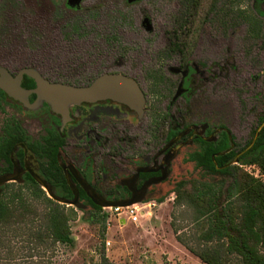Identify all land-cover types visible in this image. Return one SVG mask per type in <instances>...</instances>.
I'll use <instances>...</instances> for the list:
<instances>
[{
  "label": "rangeland",
  "instance_id": "rangeland-1",
  "mask_svg": "<svg viewBox=\"0 0 264 264\" xmlns=\"http://www.w3.org/2000/svg\"><path fill=\"white\" fill-rule=\"evenodd\" d=\"M213 1L216 0H201L194 15L180 23V0H79L75 4L68 0H0V56L20 59L28 52L34 54L40 44L49 42L46 38L51 37L48 33L55 25L61 28L57 44L67 42L70 36L105 39L120 55L118 72L131 74L142 88L149 89L144 117L155 121L154 135L159 138L166 130L168 115L164 117L163 113L167 95L158 88L162 80L154 84L151 75L162 69V63L173 64L180 54L194 60L192 53L203 35L212 40L218 60L229 54L233 58L229 82H218L217 93L220 96L230 91V108L226 110L227 104L219 100L212 116L228 126L239 146L250 137L257 117L264 112V14L255 23L258 32L252 38L247 36L249 24L244 19L223 28L220 20L225 13L212 11ZM251 1L217 0L224 6L238 3L237 7L248 15ZM261 8L264 10V1ZM165 53L170 56L164 57ZM13 65L18 69L23 60ZM196 95V99L182 105L180 115L173 108L170 112L185 123L199 120L204 114L210 116L202 109L205 96ZM195 150V145L181 147L167 181L148 187L142 200L133 203L142 212L136 221L126 212L117 214L108 206L94 212L89 205L79 209L65 204V211L71 207L74 211L68 221L74 239L71 244L54 243L47 236L35 237L44 232L46 205L30 198L32 213L26 218V227L0 229V264H99L102 257L115 264H205L176 240L171 227L172 217L181 231L199 232L205 227L192 224L191 206L176 211L173 203L177 185L189 191L192 185L219 179L187 159ZM245 169L257 175L256 166ZM229 183L230 178L223 177L222 185ZM110 186L95 185L102 192Z\"/></svg>",
  "mask_w": 264,
  "mask_h": 264
},
{
  "label": "flooded vegetation",
  "instance_id": "flooded-vegetation-1",
  "mask_svg": "<svg viewBox=\"0 0 264 264\" xmlns=\"http://www.w3.org/2000/svg\"><path fill=\"white\" fill-rule=\"evenodd\" d=\"M57 27L49 31V42L40 44L37 53L21 55L23 65L18 69L13 64L20 59L3 55L0 69L16 78L22 69L28 68L49 82L76 87L88 86L106 73L134 79L131 74L118 72L116 62L120 55L105 39L70 36L67 42L57 44V31L61 30ZM192 57L194 60L180 54L173 64L164 62L162 69L151 75L154 84L162 80L158 88L167 95L163 113L164 117L168 115L166 130L159 138L154 135L155 121L144 117L149 89L142 88L135 79L144 96L140 112L112 99H99L70 105L68 117L63 120L46 101L38 98L35 79L22 73L19 85L27 91L29 105L0 88V178H7L0 185H111L103 192L93 191L103 200L122 201L132 196L131 189L137 196L147 185L144 197L148 187L165 183L175 157L185 145L197 147L189 153V159L200 149V141H216L224 133L229 142L226 151L233 149L236 142L230 129L220 118L212 116L219 100L227 104L226 110L230 108V91L220 96L217 93L218 82H229L233 58L229 54L218 60L215 45L203 35ZM196 93L205 96L202 109L211 115L204 114L187 123L177 119L171 108L180 115L179 109L186 106L187 100L196 99ZM259 124L256 123V129ZM254 136L255 132L248 139L252 141ZM249 144L235 157L248 150L252 146L245 149ZM59 170L65 183L57 180Z\"/></svg>",
  "mask_w": 264,
  "mask_h": 264
},
{
  "label": "trees",
  "instance_id": "trees-1",
  "mask_svg": "<svg viewBox=\"0 0 264 264\" xmlns=\"http://www.w3.org/2000/svg\"><path fill=\"white\" fill-rule=\"evenodd\" d=\"M252 0L249 14L238 8V3L228 2L226 6L213 1L211 10L222 12L225 17L220 20L223 28L235 26L239 19L248 22L247 36L256 37L258 18L264 14L261 2ZM201 0H180L181 22L194 15ZM231 16V17H230ZM231 19V20H230ZM264 43V31L261 34ZM264 120V113L258 117L259 124ZM255 127L251 129V138ZM251 138L243 145L235 143L229 147L227 136L221 133L216 141H200V149L189 157L196 166L218 176L213 183L192 185L184 190L177 185L175 189L174 207L191 206L192 224L205 225L199 232L195 230L181 231L171 220L176 240L188 251L205 264H264V126L252 146L238 157L237 163H232L235 154L250 143ZM214 155V158H212ZM245 166H256L257 175L247 171ZM60 173L57 180L65 183ZM223 177H229L230 183L222 185ZM0 185V229L14 227V230L26 227V218L31 212L30 198L39 199L46 205L44 210V232L38 233L37 238L47 236L54 243L71 244L68 221L74 215L73 208L67 211L61 201L73 198V190L69 185ZM79 193V201L89 205L94 212H99L101 206L94 204L86 195L81 185H74ZM90 187L97 193L95 185ZM23 189L26 192H23ZM51 197L48 195V193ZM162 199H159L161 201ZM114 201V199L112 200ZM1 231V230H0ZM99 264H115L105 257Z\"/></svg>",
  "mask_w": 264,
  "mask_h": 264
},
{
  "label": "water",
  "instance_id": "water-1",
  "mask_svg": "<svg viewBox=\"0 0 264 264\" xmlns=\"http://www.w3.org/2000/svg\"><path fill=\"white\" fill-rule=\"evenodd\" d=\"M70 4H75L79 0H68ZM0 88L13 98L21 100L24 104L29 105L25 98L27 91L20 85L19 81L22 73H25L33 77L36 81V89L34 90L38 98L46 101L53 111L62 116L63 120L68 117V107L72 104H78L81 102L95 101L99 99H112L128 105L131 108L141 111V106L144 102V96L141 89L138 87L134 79L119 73H106L97 77L88 86H71L57 82H49L43 79L36 71L28 68H24L20 71L16 78H12L10 75L5 74L0 69ZM264 126L262 121L256 131L255 136L251 143L245 148L248 149L254 142L259 130ZM231 138V137H230ZM233 146L231 142L230 147ZM240 154V153H239ZM233 159L232 163H237L238 155ZM214 158V155H212ZM7 178H0V182L6 181ZM46 189L45 185H41ZM73 190V198L70 200L61 201V203L67 205H73L76 208L82 209L85 205L79 201V193L75 190L74 185H69ZM147 185H143L140 189V194L134 195L132 190V196L122 201H106L101 199L90 187V185H81L86 195L90 200L99 206H129L135 202L142 200L143 189ZM48 195L51 197L49 192Z\"/></svg>",
  "mask_w": 264,
  "mask_h": 264
},
{
  "label": "built area",
  "instance_id": "built-area-1",
  "mask_svg": "<svg viewBox=\"0 0 264 264\" xmlns=\"http://www.w3.org/2000/svg\"><path fill=\"white\" fill-rule=\"evenodd\" d=\"M108 209L116 212L117 214L122 213V211L126 212L132 221H136L137 216L141 215V211L137 209L136 204H131L129 206H108ZM124 218V217H120Z\"/></svg>",
  "mask_w": 264,
  "mask_h": 264
}]
</instances>
